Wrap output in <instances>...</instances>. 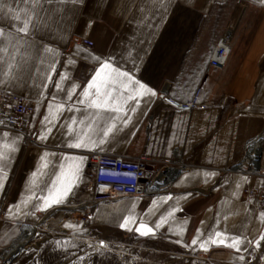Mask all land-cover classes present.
<instances>
[{
  "label": "crops",
  "instance_id": "0c3cea01",
  "mask_svg": "<svg viewBox=\"0 0 264 264\" xmlns=\"http://www.w3.org/2000/svg\"><path fill=\"white\" fill-rule=\"evenodd\" d=\"M25 23L27 32L20 30ZM227 29L232 35L227 63L207 70ZM79 39L91 40L94 49L80 46ZM101 52L133 73V63H146L157 89L167 84L169 90L138 104L121 100L119 112L81 103L99 67L91 57ZM159 78H165L163 86ZM0 90L32 105L27 146L19 133L0 129V174L8 178L0 190V203L6 194L0 249L13 242L16 228L76 197L88 201L90 154L169 159L179 148L182 161L191 165L188 173L154 194L99 206L96 220L140 238L162 233L197 257L222 255L243 263L254 256L264 264V208L258 209L257 197L264 184V148L258 171H224L245 158L248 142L264 133V0H0ZM197 90L205 110L168 102L187 104ZM41 133L48 138L41 140ZM79 141L87 147H68ZM81 157L76 180L71 169ZM68 180L72 190L62 203H51ZM46 199L50 206L44 210ZM141 224L153 232L141 235ZM237 237L245 241L239 251L231 247Z\"/></svg>",
  "mask_w": 264,
  "mask_h": 264
},
{
  "label": "rangeland",
  "instance_id": "374dc122",
  "mask_svg": "<svg viewBox=\"0 0 264 264\" xmlns=\"http://www.w3.org/2000/svg\"><path fill=\"white\" fill-rule=\"evenodd\" d=\"M159 80V85L163 86L165 78ZM263 148L264 143L262 151ZM113 203L117 202L92 207L90 200L74 198L66 206L28 225L34 229L33 235L17 255L6 262L3 261L8 251L2 255L3 259L0 255V264H263L254 256L243 263L232 262L222 255L197 257L162 233L140 238L100 224L94 215L96 208ZM258 207L261 210L264 204L260 203ZM22 229L16 228L15 239L0 249V254L19 240Z\"/></svg>",
  "mask_w": 264,
  "mask_h": 264
},
{
  "label": "built area",
  "instance_id": "2783aa9c",
  "mask_svg": "<svg viewBox=\"0 0 264 264\" xmlns=\"http://www.w3.org/2000/svg\"><path fill=\"white\" fill-rule=\"evenodd\" d=\"M231 38V31L227 29L219 38L209 58L207 70H222L225 67L231 52ZM77 42L88 50L94 49V43L91 40L79 39ZM167 90H169V87L165 91ZM199 93V90H197L192 100L187 104H178L171 100H168V102L172 106L183 110H205L207 106L198 102ZM31 111L32 105L27 99L0 90V129L19 133L23 137L26 146L32 141L28 133ZM149 139L150 135L148 134L147 140ZM243 159L233 166L224 168V171L234 170L244 173L256 171L251 163L243 164ZM190 168L189 163L182 161L179 148H174L172 157L169 159H160L147 154H141L135 158L98 153L90 154L85 169L88 178L85 190L89 193L92 207L118 202L125 198L143 196L146 193L154 194L162 190L168 180L173 179L178 174L188 173ZM168 171H173V174L163 180L162 184H164L159 188L157 186L158 178L167 174ZM246 194L249 196L251 192L247 191ZM257 195L259 202L264 204V184ZM5 197L6 194H4L0 203V211Z\"/></svg>",
  "mask_w": 264,
  "mask_h": 264
},
{
  "label": "snow or ice",
  "instance_id": "6c2138e0",
  "mask_svg": "<svg viewBox=\"0 0 264 264\" xmlns=\"http://www.w3.org/2000/svg\"><path fill=\"white\" fill-rule=\"evenodd\" d=\"M18 18L19 17H17V19ZM87 26L91 27V25ZM20 30L27 32L28 24L25 23L24 27ZM109 56H111V54H109ZM103 57V52L91 57L96 61L99 67L95 70L94 75L91 76L90 82L84 89L83 96L85 97V100L80 101L81 103L87 102L89 107L97 109L111 108L113 111L119 112L121 110V100L125 103L128 100H133L138 104L140 102V98L147 96L150 99L152 96H158L159 91H163V89H157V87L153 84L151 75L149 74V68L146 63L143 64V66H137L133 63V68L137 69V72L133 73L132 69L126 68L125 70H121L118 66H114V60L103 59ZM61 78L63 79L64 77L62 76ZM56 87L59 89L60 84L57 83ZM92 89H95L94 94L91 91ZM69 99H71V95H69ZM49 107H51V105ZM131 111L135 112L136 109L132 108ZM45 120H48V117H45ZM124 123L127 125L129 121L125 119ZM46 131L50 134L51 127L49 126ZM109 131H111V129H109ZM108 134V131L104 133L105 136H108ZM39 138L41 140H45L48 137L41 133ZM100 143L103 144L104 141H101ZM68 147L83 149L87 147V144L84 141H79L69 144ZM43 158L44 157H42V159ZM81 164H83L82 157L79 158V163L75 164L71 169V176L76 180H79L81 176ZM7 179V177L0 174V190H4ZM73 187L74 185L72 184V181L68 180L59 195L55 198H51V203H62ZM49 206V200L46 199L44 210H47ZM120 227L126 228V222L122 223ZM160 227H162V224L157 223L156 228ZM137 231L140 232L141 235H149L153 232V229L145 228V225L141 224L140 227L137 228ZM220 235V233H216L218 238ZM261 241H264V236L261 237ZM198 242V239L193 240V244ZM244 242L243 238L237 237L232 241L231 247L236 248L237 251H239L240 246L243 245ZM211 243H217V240H211ZM219 243L223 244L224 240L219 239ZM241 259H243V257H241Z\"/></svg>",
  "mask_w": 264,
  "mask_h": 264
},
{
  "label": "bare ground",
  "instance_id": "6f19581e",
  "mask_svg": "<svg viewBox=\"0 0 264 264\" xmlns=\"http://www.w3.org/2000/svg\"><path fill=\"white\" fill-rule=\"evenodd\" d=\"M167 88V84L165 85V90ZM264 141V133L256 138V140L252 143V140L250 142H248V144L246 145L245 151H246V156L243 159V164L244 163H251L254 166V169L257 170V161H258V157L260 156L261 150H262V144ZM251 144L253 146H251ZM252 147V148H251ZM255 160V161H253ZM173 174L172 172H169L167 174H164L162 176H160L157 180V186L160 188L161 186H163L162 181L165 180L166 178H169L171 175ZM165 182V181H164ZM160 190V189H158ZM144 195H148L147 193ZM89 197V195H88ZM90 200V198H89ZM88 200V201H89ZM34 229L32 227H25L22 230V235L19 238V240H17L9 250H4L0 255L1 258L3 259V254L5 252L8 251L7 255L5 256V261L9 260L10 257H13L15 255H17V253L20 251V249L22 248V246L27 242V240L33 235Z\"/></svg>",
  "mask_w": 264,
  "mask_h": 264
}]
</instances>
